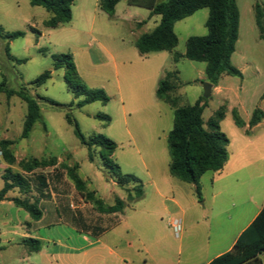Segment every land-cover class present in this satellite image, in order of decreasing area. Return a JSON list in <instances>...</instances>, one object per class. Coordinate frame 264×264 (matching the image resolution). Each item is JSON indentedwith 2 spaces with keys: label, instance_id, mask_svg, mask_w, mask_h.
Here are the masks:
<instances>
[{
  "label": "rangeland",
  "instance_id": "obj_1",
  "mask_svg": "<svg viewBox=\"0 0 264 264\" xmlns=\"http://www.w3.org/2000/svg\"><path fill=\"white\" fill-rule=\"evenodd\" d=\"M255 5L264 11V0H236L239 34L230 62L242 72V78L222 73L216 82L219 88L213 91L211 84L210 96L204 99L203 84L209 83L204 73L205 64L184 57L174 62L173 54H184L189 37L207 34L206 8L174 24L178 45L173 51L151 53L142 59L134 43L140 35L152 31L160 17L149 18L148 10L129 6L126 0L118 1L112 17L99 9L98 0H74L71 21L55 29L44 27L50 14L42 7L31 6L28 0H0V82L4 80L10 89L25 88L32 97L42 98L38 101L40 120L34 123L28 138L21 139L26 105L16 96L6 98L0 94V144L10 143L7 151L13 158V164L9 165L0 149V174L9 169L30 184L28 191L13 188L9 193L16 198L30 199L38 185V176L54 183L65 176L66 181L59 189L67 192L75 205L77 192L61 166L77 164L80 171L77 169L76 173L86 179L83 181L87 190L95 191L103 204L112 205L118 187L108 178L97 149L93 151V161H88L87 149L79 143L74 126L66 122L65 115L69 114L85 138L102 135L115 142L117 148L112 161L122 173L142 180L145 176L139 157L148 165L151 160L161 163L169 160L164 137L173 127V111L155 96L158 82L166 72L178 73L179 86L173 95L179 98V106L191 105L198 99L205 101L202 113L205 123L223 107L225 118L220 122V131L228 137L233 130H243L234 124L232 109H236L244 121L254 109L264 107V98H260L264 93V41L259 38ZM142 21L145 24H137ZM12 32H24V35L14 40L4 36ZM60 53L72 56L79 77L76 83L103 90L109 97L106 104L94 102L76 106L83 97H73L63 69H52L51 56ZM44 71H51L50 79L39 88H33L30 82ZM47 99L57 105H51ZM121 105L126 111L124 114ZM98 114L110 117V124L104 125L96 117ZM52 158H55L54 166L29 173L23 172L20 166L21 162L32 159L49 161ZM181 204L186 208L184 198ZM83 210L88 223L98 224L91 204ZM177 218L182 225L190 223L191 212L185 209L184 214H166L156 220L163 235L173 241L176 238L168 222ZM16 258L11 253L0 252V264H16ZM260 258L264 261V255Z\"/></svg>",
  "mask_w": 264,
  "mask_h": 264
},
{
  "label": "crops",
  "instance_id": "obj_2",
  "mask_svg": "<svg viewBox=\"0 0 264 264\" xmlns=\"http://www.w3.org/2000/svg\"><path fill=\"white\" fill-rule=\"evenodd\" d=\"M121 109L124 114L123 105ZM260 110L264 113V107ZM249 119L244 120L243 130L228 136L224 168L200 178L199 200L194 197V185L169 174L170 158L162 163L151 160L149 166L139 157L145 177H135L142 184V199L126 202L119 213L95 211L98 224L87 222L83 209L89 203L78 193L74 205L70 195L59 189L65 176L57 184L45 178L43 187L36 185L30 199L38 201V221L12 202L16 197L9 191L0 201V252L15 255L16 264H209L232 249L264 203V119L248 128ZM0 181L1 190V174ZM118 189L114 199L125 201L124 191ZM185 209L191 212V222L181 224L175 241L166 238L156 220L166 214H184ZM27 239L40 241L39 251L29 253Z\"/></svg>",
  "mask_w": 264,
  "mask_h": 264
},
{
  "label": "trees",
  "instance_id": "obj_3",
  "mask_svg": "<svg viewBox=\"0 0 264 264\" xmlns=\"http://www.w3.org/2000/svg\"><path fill=\"white\" fill-rule=\"evenodd\" d=\"M31 6L42 7L50 14L44 22V27L55 29L69 23L72 19L71 7L74 0H28ZM119 0H98V7L107 16L114 15V8ZM129 6L144 8L149 11V16H159V24L149 33L140 35L134 45L138 55L145 57L151 53L173 51L178 45V38L174 33V24L183 20L196 11L206 8L208 17L205 21L207 34L205 36H192L186 40L184 55L173 54V61L178 62L182 57L192 62L204 63V73L213 87H216L218 77L225 73L229 76L242 78L240 70L231 62V56L235 51V45L239 34V12L236 0H126ZM255 22L259 30V38L264 41V11L259 5H255ZM145 22H141L140 24ZM0 33L1 29H0ZM24 32H12L4 34L9 40L22 37ZM8 53V49H6ZM52 58V69H63L68 89L75 99L83 97L76 106L82 107L94 102L106 104L108 95L101 89L88 88L77 84L79 79L72 56L67 54H55ZM22 62V61H17ZM177 71L166 72L158 82L155 92L156 98L167 104L173 111V127L166 137L167 151L170 158L168 165L169 174L183 183L194 185L195 195L200 199L199 180L206 173L220 172L228 161L227 146L228 137L220 131V122L225 118V109L219 108L205 123L202 113L205 101L198 99L191 105L179 106V98L173 95L179 84ZM51 77V71H44L35 78L30 85L39 88ZM178 81V83H177ZM179 86V85H178ZM0 94L6 98L18 97L26 105V115L23 121L21 139L28 138L35 122L40 120V97L34 98L25 88L13 90L0 82ZM264 98V93L260 97ZM51 105H57L52 100H46ZM72 105V104H70ZM232 119L238 128H243L246 123L241 119L238 111L232 109ZM104 125L110 124V117L102 114L96 116ZM264 119V113L259 108L252 111L247 123L252 128ZM68 124L74 126V135L79 143L87 149L88 161H93V151L97 149V155L102 160L107 170L108 178L125 193V201L115 198L111 206H105L96 196L94 191L86 188L84 181L76 173L78 165L69 167L63 164L61 167L73 182L76 192L93 209L100 214H115L121 212L126 202H134L142 199L143 189L141 181L132 174H124L120 167L115 164L111 156L117 145L115 142L102 135L85 138L69 114L65 115ZM0 149L3 158L11 165L13 158L7 151L9 142H2ZM55 158L46 160L32 159L21 162L23 172H32L38 168L54 166ZM3 187L0 190V201L13 188L30 189L29 182L19 174H13L9 169L1 176ZM40 187L45 185L44 176H38ZM12 202L28 213L32 221L41 218V211L36 199L14 198ZM29 253L39 251L41 243L38 240L27 239L24 241ZM264 255V203L251 224L239 235L232 249L215 258L209 264H264L260 258Z\"/></svg>",
  "mask_w": 264,
  "mask_h": 264
},
{
  "label": "built area",
  "instance_id": "obj_4",
  "mask_svg": "<svg viewBox=\"0 0 264 264\" xmlns=\"http://www.w3.org/2000/svg\"><path fill=\"white\" fill-rule=\"evenodd\" d=\"M0 152V157H1ZM168 226L173 230V234L175 237H178L181 233L182 227H181V221L179 219H172L170 222H168Z\"/></svg>",
  "mask_w": 264,
  "mask_h": 264
},
{
  "label": "water",
  "instance_id": "obj_5",
  "mask_svg": "<svg viewBox=\"0 0 264 264\" xmlns=\"http://www.w3.org/2000/svg\"><path fill=\"white\" fill-rule=\"evenodd\" d=\"M210 93H211V84H209V83H204V84H203V98H204V99L209 98Z\"/></svg>",
  "mask_w": 264,
  "mask_h": 264
}]
</instances>
